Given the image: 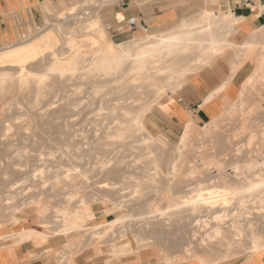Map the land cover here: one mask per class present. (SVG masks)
Here are the masks:
<instances>
[{"label":"rangeland","instance_id":"rangeland-1","mask_svg":"<svg viewBox=\"0 0 264 264\" xmlns=\"http://www.w3.org/2000/svg\"><path fill=\"white\" fill-rule=\"evenodd\" d=\"M189 1L191 2L188 6L189 9L181 18L182 20L193 19L204 8H209L213 13L217 12L218 14V12H224L222 5H224V9L228 10L232 4V0H215L216 2H212L214 0H195V2H193L194 0H45L41 3L42 20L31 27L14 44H20L21 41L28 42L34 36L40 37L53 31L58 36L60 35V43L56 46V55H60V58L66 57L70 53L68 40L72 37L79 40L81 52L84 49L83 54L85 50L87 53L85 55L81 53L82 61L85 64L81 63L80 73L77 72L73 75L70 73L61 74L58 69H54L51 53H47V57L41 56L43 59L38 57L31 61L32 63L28 65L30 73L28 76L22 75V77L17 67L16 70L6 69L7 71H4L9 75H5L6 78L0 80V235L11 236L17 229L25 226L37 228L49 235L48 241L37 245L38 248L56 256L59 264H74L78 257L98 260L100 264H202L199 260L182 258L187 254L186 249L189 247L194 255L197 254L206 260H215L219 256L218 262H209L208 264H252L254 260L260 264V258L264 251L259 253L253 251L250 231H244L243 234L236 236L229 232L224 242H212L208 246L201 244L199 240H196L197 238H193L192 231L191 234L188 233L190 232L189 221L184 214V210L188 214L187 208L180 203V200H183L181 199L183 193L181 195L177 192L187 183L194 184L197 178L199 181L210 175L209 167L211 168L212 165L203 167L204 159L205 161L221 162L228 169L236 161H240L239 164L243 166V158H246L249 153L251 155L250 151H255L257 155L253 154L257 156L256 158L262 157V153H264V135L262 134L264 129V83L262 86L257 85L259 88L257 86L250 90L246 88L247 95L245 94L243 97L244 104L246 103L245 113L252 109V113L245 120L246 126H243L244 115L239 110L235 112L236 115H230L217 130H211L206 136L202 135L201 125L203 123H197L199 132L192 140L191 148L189 146L188 151L186 149L187 153L185 152V158L183 157L181 162V175L174 182L170 179L171 176L167 175L169 166L167 164H169L168 159L170 160L172 157L170 154L176 152L175 146L178 140H170L165 135L155 132L150 124L149 114L159 104L173 97H181V91L191 75L184 76L180 83L165 84V87L163 83L138 87L139 84L136 85L129 79L131 76L129 63L122 67L123 74L119 72L114 75L102 76L97 69L87 72V69L90 68L87 65L91 58L97 55L94 51L97 50L95 48L100 50V46L105 43L103 41H107L109 38L114 43L120 44L133 38L131 35L115 37L113 34L115 10L124 2L126 5L142 7L158 2L185 4ZM71 11L73 14H68ZM94 21H98L99 26L105 30L106 37L97 28L95 30L89 25ZM181 22L179 20L178 24ZM262 23L264 24V19ZM233 35L234 32L230 31L227 40L231 44L224 46L221 53L214 55L209 63L202 65L199 70L208 68L218 58L233 63L236 61L238 49L241 51V45L248 39L256 43L264 42V30L246 37L242 44H236L232 39ZM77 36L78 38H76ZM91 38L98 40H91ZM99 39L101 40L99 41ZM83 41L86 46L82 43ZM14 44L0 47V52ZM251 54L252 52L247 56V53H244V56L238 61L239 70H242L239 74L242 89L247 78L257 66L256 52H253V56ZM188 55L194 56L190 53L185 55L186 57H182L191 59ZM88 56L90 57L87 58ZM3 69L0 67V73ZM79 75L82 76V79ZM259 89H261L260 93ZM130 108L131 110L133 108V111L146 109L139 118L144 124V129L132 132L124 138L116 137L111 134L116 127H125L134 122L132 115L125 113L126 109ZM254 108L255 111H253ZM123 114L124 116H122ZM115 122H117L116 125ZM253 133L256 134L252 143L254 146L252 144V146H248L249 137ZM147 136L151 138L145 141L144 138L147 139ZM162 136L165 138L164 142L161 139ZM136 139L141 140L136 142ZM169 148L170 150H168ZM237 148L244 149L241 156L245 155V157L240 158L243 161L236 159L237 156L234 157ZM164 151H168V153H164ZM161 163L162 166H160ZM191 165H200V167L194 174L187 175ZM157 168L161 173L157 172ZM39 176L41 177L39 178ZM41 180L46 181L42 183ZM104 183H107V186H103ZM204 183L210 185L208 181ZM235 204L236 201L232 199L230 207L233 208ZM86 208H90L97 214V217H86L85 224L81 229L70 231L67 234H57L60 229L58 227L62 225V220L57 218L60 211ZM14 217L16 218L14 219ZM115 219L118 220L114 225H111ZM14 220L19 222H14ZM185 221L188 226H185ZM105 222H110L111 226L103 228L104 236L100 239H92L93 226L106 224ZM160 224L162 225L160 226ZM263 229L264 227L261 226L259 233L264 237ZM199 231L201 233V230ZM228 236L231 239L228 240ZM11 238H16V236H11ZM192 238L196 242L194 240L192 243ZM173 239L178 243L171 245ZM189 240L192 244H189ZM126 241H130L133 252L130 250L121 257L111 252V246L114 247ZM179 242L181 243L179 244ZM188 245L191 246L188 247ZM97 246L101 249L100 254H96L94 251ZM229 256L230 258H228ZM176 257H179V260ZM171 259L174 263H170ZM185 259L188 260L185 261Z\"/></svg>","mask_w":264,"mask_h":264},{"label":"bare ground","instance_id":"bare-ground-1","mask_svg":"<svg viewBox=\"0 0 264 264\" xmlns=\"http://www.w3.org/2000/svg\"><path fill=\"white\" fill-rule=\"evenodd\" d=\"M212 2H216V1L214 0ZM81 3H83V2H81ZM260 10H261V8H260ZM68 14L72 15L73 13L71 11V12H68ZM76 14H77V12H76ZM258 16H260L264 19L263 13L259 14ZM242 18L243 17L241 15H236L232 9H228L227 11L220 12V13L218 12V14H217V12L213 13V11L209 8H204L197 16L193 17V19L192 18L191 19H184V20L181 19V21H182L181 23H179L175 27H173L169 30L163 31V32H155V31L149 29L147 34L140 36V37H134L130 41H125V42H122L120 44L114 43L109 38L107 41L102 40L105 43H103L100 46V50H98L99 48H95L97 50H94V51L97 55L93 56L94 53L92 54L93 58H91L90 63L87 65V67L90 66V68L87 69V72L92 71V70L94 71V69H97L102 74V76L103 75L104 76L105 75L106 76L107 75L108 76L114 75V74H117L121 71L124 72L122 67L124 66V64L129 63L130 64V66H129L130 67V73H131V76L129 79L132 83H135L136 85L139 84L138 87L155 86V85L160 84V83H163L164 87H165V84H168V83L170 84L171 82L172 83L173 82L174 83H176V82L180 83V80L183 79L184 76L189 75L190 73H193V72H197V70H199V68L202 65L209 63V61L211 60L212 57H214V55H216L219 52L221 53V50L224 49V46L231 44V42H229L227 40L228 35H229L230 31H232V29L234 28L235 24H237ZM89 25L91 27H93V29L97 28V30L103 36L106 37L105 30L101 26H99L98 21L97 22L94 21V22L90 23ZM263 30H264V24L261 25V27H258L256 31H253L252 35H255V34L261 32ZM99 32L96 31V33H99ZM41 34H42V32H41ZM59 36L57 35L56 32L54 33L53 31H49L43 36H40V37L34 36V38L28 40V42H24V41L22 42L21 41L22 43L20 42V44H17V45L14 44L11 47L9 46L10 48L8 47L5 50L3 49V51L0 52V67L4 68V69H3L2 73H0V80L1 81L4 80L6 78L4 76L9 75L8 73L4 72V71H7L6 69L16 70L15 69L16 67H17V70L21 76L22 75L23 76L30 75L29 70H28L29 63H32L31 61L36 60L38 57L41 58V56H44V55L46 56L47 53H51V55L53 57L52 67L56 70L58 69L61 74L70 73L71 75H73V74H76L77 72H79L80 69L82 68L81 63L85 64V62L82 61V59H83L82 56L85 55L87 53V51L85 50V53L83 54L84 49H83V52H81V50L79 49V47H80L79 46V40L77 39L78 40L77 41L75 38L69 37L70 39L68 40V45H69L68 47H70V49H71L70 53L66 57L63 56L64 58L63 57L60 58V55L59 56L56 55V52H57L56 46L59 45V43H60ZM105 37H104V40L106 39ZM76 38H78V36ZM99 38H100V36H99ZM91 40L97 41L98 39H95V38L92 39L91 38ZM100 40L101 39H99V41ZM95 41H93V42H95ZM99 41H98V43H99ZM82 43H84V45H85L84 41ZM95 44H97V43H95ZM98 47H99V45H98ZM83 48H84V46H83ZM240 48H241V51L238 49L239 52H238V55H236V61H234L232 63V66L230 67V69H231L230 71H232V73H235L239 70L240 66H238V61L240 58H242V56H244V53H247V56H249V53L252 52V54H253V52H256V54H255L256 60L255 59L254 60L257 62V66L255 69L253 68L254 69V71H252L253 73L250 74L249 77L247 78L245 85L243 86L244 88L243 89L241 88L242 90L240 91L238 99L232 101L226 108H224L221 111L220 114H217V116H215L213 119H211L210 121H207L206 123H203V125H201L202 135H204V136L208 135V133L211 130H217V128H219L221 126V124L223 122H225V120L230 115L233 116V114H235V112L238 110L241 111V113H243L242 115H244V116L242 118V120H243L242 123H243V126H246L245 120H247L248 116L252 113V109H249L248 112L245 113V107L244 106L246 103L244 104L243 97H245L244 95L246 94L245 93L246 88H249L247 90H250V88H255L257 85L262 86V84L264 83V42L256 43L253 40L248 39V41L244 42ZM96 51H99V52L97 53ZM66 53H67V51H66ZM90 53H92V52H90ZM190 53L194 54V56L192 55L193 57H190L188 55V57H190L191 59H186V58L182 57V56H185V55L190 54ZM89 57L90 56H88L87 58H89ZM41 59H43V57ZM243 59L245 61V57ZM251 60H252V58H251ZM242 63H243V61H242ZM240 65H242V64H240ZM84 67H86V66H84ZM121 74H123V73L121 72ZM230 74H231V72H230ZM82 75H83V73H82ZM85 75H86V73H85ZM120 76L122 77V75H120ZM16 78H13V79H16ZM80 78L82 79V76H80ZM227 80H228V78H227ZM229 80H231V79H229ZM9 81H8V83H9ZM12 81H14V80H12ZM16 81H18V80H16ZM181 82H182V80H181ZM227 83H224V84L222 83L223 84L222 87L224 85H226ZM12 84H14V83H12ZM177 86L180 87V85H177ZM260 90L261 89H259V93H260ZM215 92H216V90H215ZM217 92H218V90H217ZM221 92H222V90H221ZM145 105H147V104H145ZM123 109H125V108H123ZM144 111H146L145 108H142L138 111H133V108H132V110H131V108L126 109L125 113L132 115L131 117H132V120H134V122L131 121L132 123H129V124L127 123L128 125L125 127H116L113 132L111 131L112 132L111 134H113L119 138H124L127 135L131 134L132 132L141 131L142 128L144 129V124L139 120V118H141V115L144 114ZM253 111H255V108L253 109ZM122 116H124V114ZM117 118L120 119V117H117ZM124 119H126V118H124ZM147 121H149V120H147ZM116 123L117 122H115V125H116ZM125 123H126V121H125ZM197 127H198L197 122L195 120H191V121L186 123L184 130H183V133L180 135V137L178 139L177 145L176 146L174 145L176 147V152H174V154L173 153L170 154V155H172V157L170 158V160L168 159L169 164H167V161H166V164L169 165L168 169H167V175H170L171 176L170 179L174 182L176 181V178H179L178 176L181 175L180 174V172L182 170L181 169V162L183 160L186 149L189 148L192 140L195 139L194 137L199 132L198 131L199 127L198 128ZM262 134L264 135V129L262 130ZM145 135H147V134H145ZM142 137H143V134H142ZM147 137H148L147 139L144 138L145 141L151 138L150 136H147ZM232 137H234V136H232ZM255 138H256L255 133L250 135L249 140H248V146L253 143ZM156 139H157V137H156ZM161 139H163V142H164L165 138H163V136L161 137ZM138 140H141V139H138ZM138 140L136 139V142ZM151 141H152V139H151ZM151 141H149V142L151 143ZM155 144H157V143H155ZM150 146H152V145H150ZM147 147H149V146H147ZM175 147H173V149H175ZM190 148H191V146H190ZM243 148H245V147H243ZM243 148H237L236 149V152L234 154V157L237 156L236 159H240L242 157L241 155H242V153H244ZM173 149H172V151H174ZM168 150H170V148ZM187 151H188V149H187ZM233 151H235V150H233ZM262 151H263V149H262ZM165 152L168 153V151H164V153ZM250 152L252 153L251 155L249 153V155H247L246 158H243V157H245V155L242 157L244 159V163L242 162L244 164L243 166H241L239 164L240 161H236V163H234L233 165L230 164L231 166L229 165L230 167L228 169L225 168L226 166L224 167V164L221 162H216V161L213 162L211 160L205 161V159H204V162L202 164L203 167H204V165H205V167L206 166L209 167L210 165H212L211 168L209 167V169H210L209 171H211L210 175L206 176L205 179H201L199 181H197L198 180V178H197V180H195L196 183L193 184V183L189 182V183H187V185L184 188L180 187L181 190L178 189L179 191L177 193H180L181 195L183 193L182 198L179 195L180 198L183 199V200H180V203L183 205V207L187 208L186 211H188V214H187L184 210V214H186V217H188V221H189L190 232H188V233L191 234V231H192L191 236L193 238H197L196 240H199V242L201 244L208 246L209 243L211 244L212 242H217V243L224 242V240L226 239V235H228L227 233H229V232L231 234L233 233L236 236V235L243 234L244 231H250L249 235L251 236L253 251L255 253H259V252L264 251V237L261 235V233H259L261 226L264 227V153H262L263 155L261 158H256L257 154L255 153V151H250ZM201 153H199V154H201ZM253 153H255L256 155ZM155 154H156V152H155ZM162 156H164V155H162ZM202 157H204V155ZM199 159H200V157H199ZM243 159H240V160L243 161ZM234 160H235V158H234ZM158 161L159 160H157V162ZM196 161H195V163H196ZM200 163H201V160H200ZM160 166H162V163ZM198 167H200V165H197V166L191 165L188 173L186 172L187 175L188 174L189 175L194 174L198 170ZM149 169H151V168L149 167ZM163 169H164V167H163ZM161 170H162V168H161ZM158 171H160L159 168H157V172ZM164 172H166V171H164ZM151 173H153V172H151ZM160 173H161V171H160ZM170 176H168V177H170ZM203 176H205V175H203ZM40 177L41 176H39V178ZM194 179H196V178H194ZM158 180L160 181V178H158ZM189 180L190 179H188V181ZM43 181H46V180H43ZM43 181H42V183H43ZM207 181L210 185H206L204 183ZM184 182H186V181H184ZM169 183H170V181H169ZM106 184L107 183H104L103 186H107ZM159 186H160V184H159ZM171 187H172V185H171ZM169 191L171 192V189H169ZM176 191H174L175 195H176ZM232 199L236 201V204L233 208L230 207ZM101 201H102V199H101ZM120 203H121V201H120ZM121 204H123V202ZM233 205H234V203H233ZM118 208H119V206H118ZM112 210H114V209H112ZM108 214H110V213H108ZM86 217L94 218V217H97V214L94 213L90 208H86L83 210L82 209H74V210H66L65 209V210L60 211V215L58 214L57 218H60V221L62 220V225L60 227H58V228H60L58 230V232L67 233V232L74 231V230L79 229V228L81 229V227H83V224H85L84 220ZM15 218L16 217H14V219ZM89 218H87V219H89ZM56 220H58V219H56ZM116 220H118V219H115L114 221H112L111 225L112 224L114 225ZM158 220H159V218H158ZM14 222H19V221L14 220ZM186 222L187 221H185V226H188L187 225L188 223H186ZM111 225H110V222L103 224V225H94L93 230L91 231L92 239L102 238V236H104L103 235L104 232L102 231V230H104L103 228L106 229L108 226L110 227ZM161 225L162 224H160V226ZM187 229H188V227H187ZM199 230H201V233ZM167 231H169V230H167ZM176 231L178 232V230H176ZM163 232H164V230H163ZM170 233H172V232H170ZM188 233H187V235H188ZM152 234H154V233H152ZM15 235L19 237L18 241H25V240H28L31 238H37L39 240L38 243H40V244L45 243L47 241V237L35 229L21 231V232H18L17 234L16 233L11 234V236H15ZM11 236H9V235L0 236V240L7 238V237L11 238ZM123 236H125V235H123ZM179 236H181V235H179ZM229 236H230V234H229ZM229 236L227 238L228 240L231 239V238H229ZM193 238H192V243L195 240V239L193 240ZM190 240H191V238H190ZM196 240H195V242H196ZM169 242H170V240H169ZM172 242H173V244H171V245H174V243H176V242H174V239ZM177 243H178V241H177ZM180 243L181 242H179V244ZM186 243H188V242H186ZM190 243H191V241L189 242V244ZM176 244H175V246H176ZM185 246H187V245H185ZM189 246H191V245H188V247ZM194 247H196V246H194ZM96 248H97V250H101L99 248V246H97ZM111 249H112L111 252L114 253L118 257H121L122 255L126 254V252L128 253L130 250H132V252H133V247L131 246L130 241H126V242L121 243V244L114 246V247L111 246ZM191 250L192 249H190V247L187 248L186 249L187 254L184 255L185 257H182V256L181 257L183 259L188 258L189 260H192V259L199 260L202 264H208L209 262L210 263H212V262L216 263L220 259L218 256L219 259L217 258L215 260H206L203 257H199L197 254L194 255ZM232 255L233 254H231V256ZM176 258H177V260H179L178 259L179 257H176ZM223 258L225 260V257H223ZM228 258H230V256ZM177 260H176V262H177ZM187 260L185 259V261H187ZM221 260H222V257H221ZM171 261L172 262H170V263H174L172 259H171Z\"/></svg>","mask_w":264,"mask_h":264},{"label":"crops","instance_id":"crops-1","mask_svg":"<svg viewBox=\"0 0 264 264\" xmlns=\"http://www.w3.org/2000/svg\"><path fill=\"white\" fill-rule=\"evenodd\" d=\"M44 1L0 0V47L17 43L31 27L42 20L41 3ZM231 2L230 9L244 18L232 29L233 41L242 44L244 39L262 24L263 18L258 15L262 13L264 15V0H232ZM190 3V1L185 4L158 2L136 7L126 5L124 2L115 10L113 34L115 37L131 35L134 38L147 34L149 29L155 32L169 30L184 17ZM222 7L227 11L224 5ZM132 17L136 18L137 24L130 28L127 20ZM231 66L232 63L218 58L208 68L190 73L191 77L183 87L181 97H173L159 104L149 114L154 131L170 140H178L187 122L195 120L197 123H205L220 114L227 104L237 100L241 91L239 74L242 70L232 73ZM222 83L228 85L222 87ZM32 229L45 235L48 241L49 235L34 227L25 226L17 229L15 233ZM59 233L69 232H57ZM16 238L0 240V264H59L56 256L38 248L37 245L44 243H38L37 238L25 241H18V236ZM94 251L96 254L101 253L97 248ZM257 263L255 260L252 261V264ZM74 264H100V262L78 257ZM260 264H264V253L260 258Z\"/></svg>","mask_w":264,"mask_h":264},{"label":"built area","instance_id":"built-area-1","mask_svg":"<svg viewBox=\"0 0 264 264\" xmlns=\"http://www.w3.org/2000/svg\"><path fill=\"white\" fill-rule=\"evenodd\" d=\"M127 24H128V26H129L130 28L135 27L136 24H137L136 18H134V17L129 18V19L127 20Z\"/></svg>","mask_w":264,"mask_h":264}]
</instances>
